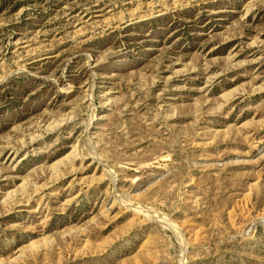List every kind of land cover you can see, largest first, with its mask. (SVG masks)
Segmentation results:
<instances>
[{"label": "rangeland", "instance_id": "rangeland-1", "mask_svg": "<svg viewBox=\"0 0 264 264\" xmlns=\"http://www.w3.org/2000/svg\"><path fill=\"white\" fill-rule=\"evenodd\" d=\"M0 264H264V0H0Z\"/></svg>", "mask_w": 264, "mask_h": 264}, {"label": "bare ground", "instance_id": "bare-ground-1", "mask_svg": "<svg viewBox=\"0 0 264 264\" xmlns=\"http://www.w3.org/2000/svg\"><path fill=\"white\" fill-rule=\"evenodd\" d=\"M81 153V152H80ZM91 156H93V155H91ZM71 158H69V160H75V157H73L72 155L70 156ZM93 158V157H92ZM96 159V158H95ZM68 164V163H67ZM73 170H75L76 171V169H74V167L72 168ZM53 171V170H52ZM74 171V172H75ZM52 176V175H51ZM54 177V176H53ZM50 180V179H49ZM83 180V179H82ZM81 180V181H82ZM79 181V180H78ZM31 185V184H30ZM35 186H37V185H35ZM38 189V188H37ZM13 197V196H12ZM16 204V203H15Z\"/></svg>", "mask_w": 264, "mask_h": 264}]
</instances>
